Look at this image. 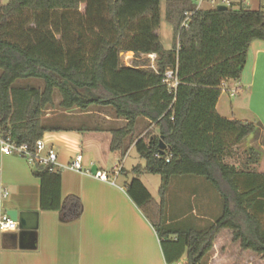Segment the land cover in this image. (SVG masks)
<instances>
[{
	"label": "trees",
	"instance_id": "1",
	"mask_svg": "<svg viewBox=\"0 0 264 264\" xmlns=\"http://www.w3.org/2000/svg\"><path fill=\"white\" fill-rule=\"evenodd\" d=\"M160 2H0V138L33 149L47 132L41 119L53 106L55 92L61 108L110 107L126 120L124 128L111 132L109 147L122 156L123 141L133 133L136 120L147 119L153 129L134 149L145 162L144 171L161 178V200L155 204L138 179L124 190L155 230L165 264L183 255L185 264H205L221 231H229L231 243L256 256V262L257 256L264 260V173L238 171L224 161L232 147L256 136L261 127L225 119L215 111L221 84L239 81L250 44L264 43V12L203 10L187 1H168L165 21L172 25L176 43L165 49L156 34ZM122 52L136 58L156 54V70L145 59L123 66ZM168 68L176 70L179 81L174 92L163 83ZM26 79L40 80L44 88H13L17 80ZM160 140L166 147L163 153ZM249 152V162L256 163L259 154ZM31 169L39 181V210L56 212L62 224L79 220L82 202L72 195L62 198L59 171L38 164ZM187 175L210 183L222 200V213L204 230H168L165 194L172 177Z\"/></svg>",
	"mask_w": 264,
	"mask_h": 264
},
{
	"label": "crops",
	"instance_id": "2",
	"mask_svg": "<svg viewBox=\"0 0 264 264\" xmlns=\"http://www.w3.org/2000/svg\"><path fill=\"white\" fill-rule=\"evenodd\" d=\"M160 1L156 34L165 49H170L164 45L168 30L162 27L168 1H187L193 8L203 10H212L215 5V0ZM203 5H209V8H203ZM218 6L230 7L234 11L244 9L264 12L262 0H221L219 5H215L216 8ZM119 57L125 67H133L135 61L144 59L141 55L136 58L132 52H122ZM31 88L41 91L44 84L42 82ZM232 91H236L234 98L237 100L227 103L222 95ZM55 93L53 106L47 107L41 119L47 128L41 140L46 149H52L57 155L62 198L70 195L78 197L83 205V214L75 222L62 224L56 212L40 211L39 181L32 176L31 167L23 159L4 155L0 151V216L9 210L38 213L33 248H20L11 236L15 233L0 232V264H165L157 234L125 193L126 183L118 182L117 175L107 174L110 158L112 163H117L120 155L121 161H124L134 149L135 142L153 129V124L141 117L136 120L133 133L123 141L125 154L122 156L120 152H111L109 147L111 132L124 128L126 120L117 118L110 107L90 106L86 110L61 108V97H55ZM215 111L225 119L254 123L264 129L263 42L253 41L250 44L239 81L229 80L221 84ZM77 154L83 156V171L105 172L108 181L101 182L89 173L65 168ZM115 167L112 166L113 169ZM120 174H124L123 165ZM4 193L7 195L4 196ZM166 202L165 198V212ZM203 206H209L206 200L201 202L200 209ZM222 233H219L216 241L221 239ZM226 241L229 247L225 252L215 251L213 260H225L231 264L236 254L246 264H254V257L247 252L237 251L230 238ZM223 254L225 256L222 257ZM207 256L204 258L205 264H208Z\"/></svg>",
	"mask_w": 264,
	"mask_h": 264
},
{
	"label": "rangeland",
	"instance_id": "3",
	"mask_svg": "<svg viewBox=\"0 0 264 264\" xmlns=\"http://www.w3.org/2000/svg\"><path fill=\"white\" fill-rule=\"evenodd\" d=\"M9 0H1V4H7ZM221 0H215V5H219ZM207 4V3H205ZM215 5L212 6L216 9ZM209 5H203V8ZM211 7V6H210ZM163 29L168 30L167 39L164 38V45L167 48H172L176 43L173 27L167 23L164 19L162 20ZM42 84V81L35 79L17 80L13 84V88L20 86L35 87ZM57 98L60 99L58 93H55ZM223 99L229 103L230 101H236L237 98L230 96V94H223ZM253 149L259 154V159L256 163H250L249 150ZM119 162L112 163V158H110L107 166V174L111 176L114 175V169L112 166H117L121 168L123 165L124 174L118 172V182L130 183L133 179H138L141 184L149 192L153 202L155 204L160 203L161 197L159 194V188L161 186V178L157 175H150L144 171L145 162L138 155L135 149H131L129 155L124 161H121V156L119 155ZM225 163L234 166L238 171L248 170L256 173H264V129L259 128L258 134L256 136H249L246 140L241 142L239 145L232 147L229 154L224 159ZM248 162L250 164H248ZM122 163V165H120ZM112 168V169H111ZM138 168L141 172L135 173L134 169ZM108 176V175H107ZM168 193L165 194L166 198V221H169V225L166 226L168 230L173 231H184L189 230H204L207 229L211 224L217 220L222 213V200L216 190L202 177L187 175V176H175L170 180L169 187L167 189ZM167 195V196H166ZM164 198V200H165ZM206 200L208 202L207 207L203 206L200 209L201 202ZM152 218L154 215L152 214ZM177 220V221H175ZM231 240V234L229 231H223L221 239L215 242V247L211 253L207 256L206 261L208 264H227V261L213 260V253L215 251H224L229 245L226 240ZM226 239V240H225ZM225 241V242H224ZM218 242V243H217ZM237 251H241L237 244ZM220 247H223L220 249ZM249 256L256 257L254 255L248 254ZM225 256L224 254L222 257ZM234 259H232L231 264H246L243 259L237 258L234 254ZM254 260V264H264V260L258 257ZM186 261V256L183 255L181 258ZM250 262V261H247Z\"/></svg>",
	"mask_w": 264,
	"mask_h": 264
},
{
	"label": "built area",
	"instance_id": "4",
	"mask_svg": "<svg viewBox=\"0 0 264 264\" xmlns=\"http://www.w3.org/2000/svg\"><path fill=\"white\" fill-rule=\"evenodd\" d=\"M201 1V0H198ZM264 6V0H262ZM186 23L183 24L185 26ZM141 57L149 61V68L156 70V54H141ZM163 83L166 85L168 92H174L179 84L177 79V74L175 69L168 68L163 75ZM236 91H232L230 96H235ZM0 151L4 155H14L20 159H23L30 167H33L35 164L40 166L49 167L52 171H57L59 166L57 164V155L52 149H46L42 140L36 142L33 149H29L26 145H17L15 142H12L8 139L0 138ZM156 158H160L159 154L155 155ZM169 158L167 157L165 161L168 163ZM83 156L77 154L70 164L65 168L75 171V172H84L85 174H91L96 180L101 182H107L108 176L105 172L95 171L91 173L90 171H83L82 167ZM120 172V168H114V175H117ZM7 194L4 193V196ZM0 232L1 233H17L18 224L13 222L10 218L3 214L0 216ZM186 261L180 259L179 261L172 264H185Z\"/></svg>",
	"mask_w": 264,
	"mask_h": 264
},
{
	"label": "water",
	"instance_id": "5",
	"mask_svg": "<svg viewBox=\"0 0 264 264\" xmlns=\"http://www.w3.org/2000/svg\"><path fill=\"white\" fill-rule=\"evenodd\" d=\"M216 10H227L225 6H218ZM165 145L162 141H159V150L161 153L165 150ZM6 215L13 222L18 224V232L12 234V238L17 241L20 248L31 249L34 247V233L38 226V213L36 212H18L15 210H9Z\"/></svg>",
	"mask_w": 264,
	"mask_h": 264
}]
</instances>
